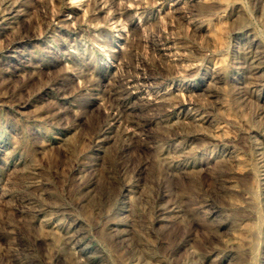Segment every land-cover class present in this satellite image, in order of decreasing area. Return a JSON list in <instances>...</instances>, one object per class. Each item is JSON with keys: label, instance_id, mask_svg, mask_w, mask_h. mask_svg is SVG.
Returning a JSON list of instances; mask_svg holds the SVG:
<instances>
[{"label": "rangeland", "instance_id": "rangeland-1", "mask_svg": "<svg viewBox=\"0 0 264 264\" xmlns=\"http://www.w3.org/2000/svg\"><path fill=\"white\" fill-rule=\"evenodd\" d=\"M259 57L264 0H0V264H264Z\"/></svg>", "mask_w": 264, "mask_h": 264}, {"label": "bare ground", "instance_id": "bare-ground-1", "mask_svg": "<svg viewBox=\"0 0 264 264\" xmlns=\"http://www.w3.org/2000/svg\"><path fill=\"white\" fill-rule=\"evenodd\" d=\"M254 50H256V49H254ZM255 52V51H254ZM253 53V52H252ZM259 54V53H258ZM260 55V54H259ZM261 56V55H260ZM255 58V57H254ZM260 58V57H259ZM257 59V58H256ZM260 61L261 62H264V57H262V58H260ZM257 62H258V60H257ZM259 63V62H258ZM260 65V64H259ZM263 65V64H262ZM262 67V66H261ZM263 68V67H262ZM257 69V68H256ZM259 72V71H258ZM261 73V72H260ZM191 117V116H190ZM194 122V121H193ZM168 123V122H167ZM192 125V124H191ZM195 125V124H194ZM193 126V125H192ZM194 128V127H193ZM197 129V128H196ZM187 130V129H186ZM190 131V130H189ZM191 133V132H190ZM259 159V158H258ZM160 164V163H159ZM260 167V166H259ZM261 171V170H260Z\"/></svg>", "mask_w": 264, "mask_h": 264}]
</instances>
